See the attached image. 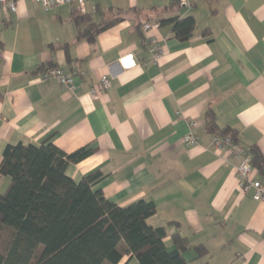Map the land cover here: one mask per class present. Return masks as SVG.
<instances>
[{
    "label": "crops",
    "instance_id": "0c3cea01",
    "mask_svg": "<svg viewBox=\"0 0 264 264\" xmlns=\"http://www.w3.org/2000/svg\"><path fill=\"white\" fill-rule=\"evenodd\" d=\"M84 9L28 0L0 9V164L18 144L94 149L68 176L99 172L95 189L119 207L153 202L148 224L165 229L169 251L180 234L189 264H264V202L241 192L237 163L212 147L206 122L212 110L217 132L234 131L264 160V0H86ZM161 16L193 17L192 38L178 40L172 25L142 31ZM150 37L165 48L157 63ZM46 67L78 71L76 90L41 81ZM102 75L112 85L93 99ZM189 133L198 143L186 147ZM10 183L0 175V194Z\"/></svg>",
    "mask_w": 264,
    "mask_h": 264
},
{
    "label": "trees",
    "instance_id": "16d2710c",
    "mask_svg": "<svg viewBox=\"0 0 264 264\" xmlns=\"http://www.w3.org/2000/svg\"><path fill=\"white\" fill-rule=\"evenodd\" d=\"M119 20L104 23L99 31ZM156 23L172 25L180 41L192 38L196 24L191 16H161ZM206 122L213 136H229L238 143L234 131L217 132L212 110ZM94 152L81 148L68 154L52 143L6 147L0 175L9 177L11 183L0 194V264H129L132 260L136 264H189L184 257L188 250L185 238L174 235L175 249L169 251L165 229L148 224L156 214L153 202L119 207L95 189L102 178L99 172L80 182L68 176L70 165ZM251 164L263 173L259 151H253ZM197 250L199 256L206 253L203 247Z\"/></svg>",
    "mask_w": 264,
    "mask_h": 264
},
{
    "label": "built area",
    "instance_id": "2783aa9c",
    "mask_svg": "<svg viewBox=\"0 0 264 264\" xmlns=\"http://www.w3.org/2000/svg\"><path fill=\"white\" fill-rule=\"evenodd\" d=\"M22 0H0V9L5 14L17 12V4ZM33 4H39L45 11H51L60 6H76L79 12L84 13L86 0H28ZM159 24H144L142 31L149 32L153 28H158ZM148 49L150 59L153 63H157L165 54V48L156 38H149ZM78 71L74 68L69 70L60 67H46L40 73L41 81H56L64 85L70 91H75L76 78ZM112 85L111 79L107 75H102L99 82L94 85L90 91L91 98L95 99L99 95L104 94ZM186 147L194 146L198 143V138L191 133L183 138ZM212 147L218 152H225L236 164V178L239 189L244 195L252 194V199L256 202H264V179L256 180L253 178L254 168L251 164V158L247 152L231 137L213 136L211 140Z\"/></svg>",
    "mask_w": 264,
    "mask_h": 264
}]
</instances>
